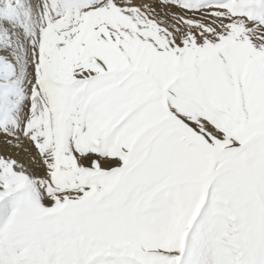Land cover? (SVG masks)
I'll list each match as a JSON object with an SVG mask.
<instances>
[{
    "label": "snow or ice",
    "instance_id": "1",
    "mask_svg": "<svg viewBox=\"0 0 264 264\" xmlns=\"http://www.w3.org/2000/svg\"><path fill=\"white\" fill-rule=\"evenodd\" d=\"M0 264H264V0H0Z\"/></svg>",
    "mask_w": 264,
    "mask_h": 264
}]
</instances>
